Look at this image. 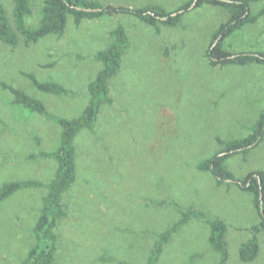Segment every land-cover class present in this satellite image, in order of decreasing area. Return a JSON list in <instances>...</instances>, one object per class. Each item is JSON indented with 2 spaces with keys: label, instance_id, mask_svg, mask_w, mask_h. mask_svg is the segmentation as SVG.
Masks as SVG:
<instances>
[{
  "label": "rangeland",
  "instance_id": "obj_1",
  "mask_svg": "<svg viewBox=\"0 0 264 264\" xmlns=\"http://www.w3.org/2000/svg\"><path fill=\"white\" fill-rule=\"evenodd\" d=\"M44 0H33L27 20L35 26ZM139 8L158 3L176 10L188 0H95ZM13 21V0H0ZM264 0L252 5L257 12ZM228 15L211 5L188 12L180 26L157 35L137 19L115 15L75 25L68 17L62 37L48 36L33 45L0 42V186L34 179L48 184L56 171L49 158L60 143L61 127L52 119L13 104L2 83L40 99L50 114L79 116L89 103L88 84L101 69L95 55L110 43L118 25L130 47L122 68L110 82L111 105H104L95 133L83 130L75 140L77 178L63 196L67 218L60 222L54 264H145L156 241L182 209L193 208L227 223V264L252 263L239 258L240 246L260 217L253 197L237 186L218 185L197 166L230 141L251 133L264 112V65H210L206 52ZM235 54L264 53V17L226 40ZM25 74L56 82L70 96L36 90ZM226 168L236 179L264 171V138L248 155H233ZM46 188L23 189L0 205V264H22L36 244L33 228ZM206 222L191 220L164 247L157 264H216L220 255L208 244Z\"/></svg>",
  "mask_w": 264,
  "mask_h": 264
},
{
  "label": "trees",
  "instance_id": "obj_2",
  "mask_svg": "<svg viewBox=\"0 0 264 264\" xmlns=\"http://www.w3.org/2000/svg\"><path fill=\"white\" fill-rule=\"evenodd\" d=\"M261 0H188L176 10H169L165 6L152 3L139 8L102 4L95 0H44L40 8V16L35 26H29L27 20L33 14V0H13V21L11 24L8 12L0 3V42L15 47L20 42L33 45L48 36L62 37L67 28L68 17H73L75 25L85 20L101 19L105 16H130L144 25L154 29L157 35L164 27L176 28L181 25L184 16L193 9L204 5L221 8L228 15V20L221 24L212 37L206 56L212 67L216 66H250L264 65V53L235 54L227 46L226 40L247 26L256 24L264 17V7L257 12L252 11V5ZM196 2V3H195ZM195 3V5H194ZM194 5V6H193ZM109 45L99 51L94 59L101 64V69L88 86L89 103L82 113L72 119H64L50 114L45 104L24 90L2 83L4 90L13 95V104L23 107L32 113H38L52 119L61 127L59 145L51 152L40 151L31 158H49L55 161L56 171L48 184L34 179H22L0 186V205L23 189L46 188L47 193L42 198V207L37 222L33 228L36 244L29 250L22 264H54L57 253L56 230L61 221L67 218L63 196L71 188L77 178L75 140L83 130L95 133L98 116L104 105H111L110 82L122 68V61L130 47V39L123 25H118L109 34ZM219 42L215 45L217 39ZM32 86L46 94L56 96H70L71 92L56 82H44L33 74H25ZM264 138V112H262L246 137L223 141L218 139L223 147L213 157L200 163L197 168L202 172H210L218 185L237 186L241 191L251 195L260 222L250 230L251 238L239 248V258L243 263L254 262L261 249L259 234L264 231V171L250 173L244 179H236L226 168V161L233 155H248L258 147ZM173 206L180 213V219L162 233L155 234L156 241L151 254L145 264H157L164 247L191 220L206 222L210 233L208 244L220 255L216 264H227L229 250L227 244L228 226L219 218H212L205 212L193 208L182 209L173 202H164Z\"/></svg>",
  "mask_w": 264,
  "mask_h": 264
},
{
  "label": "water",
  "instance_id": "obj_3",
  "mask_svg": "<svg viewBox=\"0 0 264 264\" xmlns=\"http://www.w3.org/2000/svg\"><path fill=\"white\" fill-rule=\"evenodd\" d=\"M195 3H196V2H195ZM195 3H194V5H195ZM194 5H193V6H194ZM220 39H221V37H220L219 39H217L216 42H215L214 44L216 45V44L219 42Z\"/></svg>",
  "mask_w": 264,
  "mask_h": 264
}]
</instances>
